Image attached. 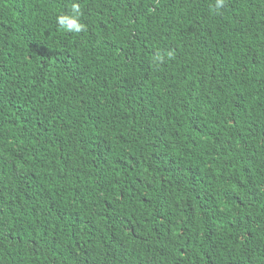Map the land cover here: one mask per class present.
I'll return each mask as SVG.
<instances>
[{"label": "trees", "instance_id": "trees-1", "mask_svg": "<svg viewBox=\"0 0 264 264\" xmlns=\"http://www.w3.org/2000/svg\"><path fill=\"white\" fill-rule=\"evenodd\" d=\"M216 2L0 0V264H264V0Z\"/></svg>", "mask_w": 264, "mask_h": 264}, {"label": "clouds", "instance_id": "clouds-1", "mask_svg": "<svg viewBox=\"0 0 264 264\" xmlns=\"http://www.w3.org/2000/svg\"><path fill=\"white\" fill-rule=\"evenodd\" d=\"M224 5V0H217L216 8L220 9ZM73 10L78 11V6L73 5ZM57 24L61 29L65 30L68 33H80L85 30V26L78 22V19L75 16H65L61 15L57 17ZM159 59V57L157 58Z\"/></svg>", "mask_w": 264, "mask_h": 264}]
</instances>
